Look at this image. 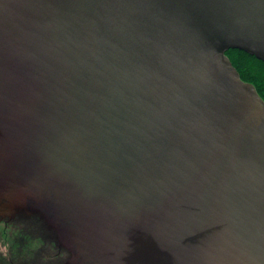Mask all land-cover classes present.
Masks as SVG:
<instances>
[{
	"label": "water",
	"instance_id": "water-1",
	"mask_svg": "<svg viewBox=\"0 0 264 264\" xmlns=\"http://www.w3.org/2000/svg\"><path fill=\"white\" fill-rule=\"evenodd\" d=\"M229 49L264 63V0H0V220L66 264H264V101Z\"/></svg>",
	"mask_w": 264,
	"mask_h": 264
},
{
	"label": "flooded vegetation",
	"instance_id": "flooded-vegetation-1",
	"mask_svg": "<svg viewBox=\"0 0 264 264\" xmlns=\"http://www.w3.org/2000/svg\"><path fill=\"white\" fill-rule=\"evenodd\" d=\"M31 233L35 236L32 239ZM53 237L38 218L0 220V244L7 251L5 256L0 254V264H66V253Z\"/></svg>",
	"mask_w": 264,
	"mask_h": 264
},
{
	"label": "trees",
	"instance_id": "trees-1",
	"mask_svg": "<svg viewBox=\"0 0 264 264\" xmlns=\"http://www.w3.org/2000/svg\"><path fill=\"white\" fill-rule=\"evenodd\" d=\"M225 54L238 71L240 78L245 82L252 83L264 101V63L237 49H229ZM244 68L247 71H244Z\"/></svg>",
	"mask_w": 264,
	"mask_h": 264
},
{
	"label": "rangeland",
	"instance_id": "rangeland-1",
	"mask_svg": "<svg viewBox=\"0 0 264 264\" xmlns=\"http://www.w3.org/2000/svg\"><path fill=\"white\" fill-rule=\"evenodd\" d=\"M244 71H247V69H246V68H244Z\"/></svg>",
	"mask_w": 264,
	"mask_h": 264
}]
</instances>
